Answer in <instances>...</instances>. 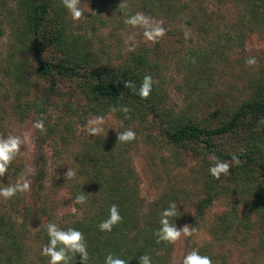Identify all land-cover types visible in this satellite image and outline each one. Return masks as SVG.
I'll list each match as a JSON object with an SVG mask.
<instances>
[{"label":"rangeland","instance_id":"rangeland-1","mask_svg":"<svg viewBox=\"0 0 264 264\" xmlns=\"http://www.w3.org/2000/svg\"><path fill=\"white\" fill-rule=\"evenodd\" d=\"M53 1L61 7L68 31L82 35L86 46L93 49L97 65L117 67L127 62L133 52L144 53L151 62L155 61L156 65L150 72L155 84L163 91L162 105L168 113L184 112L198 119L216 115L219 108L240 104L250 91V80L264 73V22L247 20L251 18V9L238 0H181L190 8L184 9L183 15L174 13L173 16L157 11V8L152 10L150 6L145 9L143 0H138V4L130 0L123 4V0H82L80 7L85 16L75 24L61 0ZM138 11L163 22L166 34L157 43L145 41L142 29L124 24V14ZM263 15L261 9L259 17ZM16 19L13 0H0V136L31 133L30 145L22 148V151H27V156H19L15 163L22 171L26 165L36 169L35 175L30 176L31 181L42 172L45 187L40 195H36L32 183L29 192L17 194L11 200L23 199L27 204L42 196L38 205L34 203V209L40 207V215L33 214L25 223L18 214L21 228L32 229L34 233L45 229L48 223L59 226L85 212L81 205L80 208L73 205L75 212L67 208L75 198L72 184L83 182L74 169V157L97 137H89L85 132L84 126L93 114L78 80L58 79V89L53 92L42 83L36 84L37 80L33 79L29 98L40 109L41 115L35 112V108L23 119L15 115L16 87L11 78L5 76L4 69ZM186 30L190 32L187 40L184 36ZM250 56L257 58L255 66L246 65L245 61ZM30 59L33 66L34 60ZM103 116L106 121L103 137L117 136L116 131L129 128L116 113ZM41 118L47 130L44 134L32 127ZM54 125L56 130L52 133L50 128ZM158 126H163L159 117L148 116L144 121L136 122L131 127L136 139L127 143V154L137 175L140 196L146 204L174 191L185 205L179 212L182 219L178 227L189 225L197 229L193 236L182 237L174 244L172 264H182L183 256L193 249L205 254L212 251V264H264V244L259 225L239 231L234 229L222 240H217L210 230L218 225V216L232 212L234 208L239 211L240 219L252 213L247 192L242 191L247 185L239 183V190H233V185L223 177L218 198L204 211V218H198L195 223L196 204L202 198V162L185 154L182 160H177L173 147L160 136ZM65 135L70 138L66 144L61 139ZM43 139L46 142L42 144ZM225 142L219 141L221 146ZM68 168H72L76 175L66 181ZM8 182L15 183L6 178L4 183ZM1 205H5L4 209H12L9 200L0 198V208Z\"/></svg>","mask_w":264,"mask_h":264},{"label":"trees","instance_id":"trees-1","mask_svg":"<svg viewBox=\"0 0 264 264\" xmlns=\"http://www.w3.org/2000/svg\"><path fill=\"white\" fill-rule=\"evenodd\" d=\"M130 1L138 4V0ZM238 1L251 9V18L247 20L264 22V15L259 17L261 9L264 11V0ZM143 2L145 9L150 6L152 10L157 8V11L172 16L174 13L183 15V10L190 8L181 0ZM13 4L17 19L4 74L11 78L16 87L15 115L23 119L31 113L32 108L33 112L35 108V112L41 115L40 109L29 98L33 79L37 80L36 84L42 83L53 92L58 79H68L81 82V92L90 102L93 115L110 113L112 107L127 106L131 109L129 118H125L122 111L115 113L129 128L148 116L161 118L163 126H158L160 136L173 147L175 158L182 160L185 154L202 162V198L196 204L195 223L199 221L198 218H204V211L218 198L225 177L217 180L209 174V155L215 154L226 161L235 157L239 164L232 167L231 174L225 179L233 185V190H239V183L247 185L242 191L247 192L252 213L244 215L242 219L236 208L221 214L217 218L216 228H210L211 234L217 240H222L234 229L239 231L259 225L264 244V73L250 80V91L240 104L219 108L216 115L198 119L184 112L168 113L162 105L163 91L157 84L154 83L153 91L146 99L125 87V82L132 81L138 89L145 75L152 76L155 82L150 69L156 63L153 60L151 62L146 54L133 52L127 62L117 67L97 65L93 49L86 46L82 35L68 31L65 19H62L64 13L56 2L13 0ZM50 129L54 133L55 125ZM61 139L65 144L70 140L66 135ZM220 140L226 142L221 146ZM45 142V139L41 141L42 144ZM133 142L135 140L128 143ZM128 152V144H117L115 134L110 137L99 136L75 154L74 169L79 173L78 179L82 178L83 182L72 184L71 191L75 197L87 195L85 203L75 204L77 208L81 205L86 213L58 227L63 230L75 228L83 233L89 252L88 264H104L109 253L127 260L128 264H138V257L143 254L151 257L152 264H172L174 244L157 243L154 233L160 227L161 212L171 202H176L180 211L185 205L174 191L146 204L140 196L137 175ZM15 162L10 166L9 173L0 180L10 178L16 182L22 169ZM32 183L36 195H40L45 187L44 174L37 173ZM41 198H34V203L38 205ZM34 203L24 204L23 199L15 198L9 200L12 209H4L5 205H1L0 264H47V258L41 255L43 246L48 243L46 228L32 233V229L30 231L25 227L23 230L24 227L21 228L18 222V214L25 223L33 214L40 215L41 209L38 206L35 210ZM113 204L117 205L122 219L110 233L101 232L98 225L107 219ZM181 216L179 214L173 219V222L177 219V226L181 224ZM211 252L209 250L207 254H200L212 258ZM72 264H82L81 259L73 256Z\"/></svg>","mask_w":264,"mask_h":264},{"label":"clouds","instance_id":"clouds-1","mask_svg":"<svg viewBox=\"0 0 264 264\" xmlns=\"http://www.w3.org/2000/svg\"><path fill=\"white\" fill-rule=\"evenodd\" d=\"M81 2L82 0H61L63 8L67 11L74 24L85 16L83 9L80 7ZM124 2L125 0H123L121 4ZM123 22L133 29H142L143 38L147 42L157 43L166 34V29L163 27L162 21L155 20L145 15L143 12L138 11L131 15L124 14ZM189 35L190 32L186 30L184 32L186 40L189 38ZM245 63L247 66L251 67L255 66L258 60L255 56H250ZM154 83L152 76L145 75L138 89L132 81L125 82V87L127 89H132L134 94L139 95L140 98L146 99L152 93ZM110 111L113 113L122 111L125 114V118H129L128 114L131 109L127 106H123L122 108L112 107ZM105 122V116L93 115L87 120L84 126L86 134L89 137L101 136L105 132ZM32 127L39 130L41 134L47 131L43 118L36 120ZM116 133L117 144L128 143L136 139V133L131 128H127L121 132L116 131ZM30 143V132H25L21 135L9 133L7 136H0V178H3L9 173L10 166L19 156H27V151H22V148L26 149ZM208 159L211 162L208 169L209 174L217 180L221 179L222 176L226 177L230 175L232 167L239 164V160L235 157L230 161H226L221 160L215 154H210ZM35 172L36 169L34 167L26 165L25 169L19 173L15 183H0V198L3 200H10L17 194L29 192L32 186L30 176H34ZM75 175V171L72 168H68L65 174L66 181L71 180ZM86 198V194L76 196L73 204L67 208H71V210L75 212L76 209L73 205L85 203ZM179 212V207L174 201L161 212L159 221L160 227L154 233L157 238V243L166 242L168 244H175L177 241L181 240L182 237H191L196 233V227L185 225L179 228L176 223L177 219L173 222V219L178 217ZM121 219L122 217L117 205L113 204L109 209L107 219L99 223V230L101 232L110 233ZM46 231L48 243L43 246L41 255L47 258V264H72L73 256H78L82 264H88V247L81 231L75 228L63 230L59 228L56 223H48L46 225ZM104 264H128V261L109 253L104 259ZM138 264H152V259L149 255L143 254L138 257ZM182 264H212V260L206 255H201L198 249H193L183 256Z\"/></svg>","mask_w":264,"mask_h":264}]
</instances>
